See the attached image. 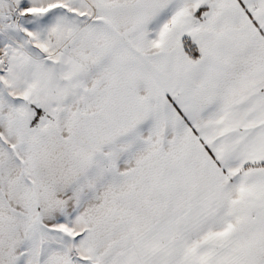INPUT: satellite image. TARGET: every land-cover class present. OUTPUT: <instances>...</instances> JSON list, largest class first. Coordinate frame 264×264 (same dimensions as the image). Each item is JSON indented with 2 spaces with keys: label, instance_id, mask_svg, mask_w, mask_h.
Returning a JSON list of instances; mask_svg holds the SVG:
<instances>
[{
  "label": "snow or ice",
  "instance_id": "6c2138e0",
  "mask_svg": "<svg viewBox=\"0 0 264 264\" xmlns=\"http://www.w3.org/2000/svg\"><path fill=\"white\" fill-rule=\"evenodd\" d=\"M0 264H264V0H0Z\"/></svg>",
  "mask_w": 264,
  "mask_h": 264
}]
</instances>
